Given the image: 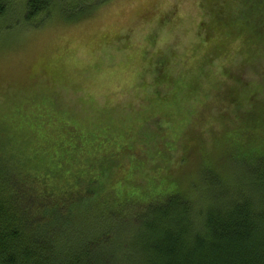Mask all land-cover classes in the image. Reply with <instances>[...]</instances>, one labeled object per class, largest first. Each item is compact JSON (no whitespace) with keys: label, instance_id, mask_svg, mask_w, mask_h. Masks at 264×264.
I'll return each mask as SVG.
<instances>
[{"label":"rangeland","instance_id":"1","mask_svg":"<svg viewBox=\"0 0 264 264\" xmlns=\"http://www.w3.org/2000/svg\"><path fill=\"white\" fill-rule=\"evenodd\" d=\"M28 1L11 0L10 15L0 21V144L15 129L37 143L60 131L79 140L83 130L69 114L86 121L112 110L115 124L125 117L144 128L127 155L137 158L138 177L151 194L179 189L204 205L205 192L257 176V166L243 158L264 154V36L260 47L248 48L253 27L241 28L264 0H220L221 15L214 14L216 0H113L78 22L40 18L38 28L25 20ZM219 16L236 33L215 24ZM257 18L262 34L264 14ZM166 75L175 76L172 86L160 81ZM237 81L251 82V92L261 87L246 106L249 116L227 98ZM258 105L257 129L249 121ZM38 113L60 116L44 121ZM246 131L253 134L234 142V132ZM83 172L97 181L92 169ZM105 183L100 193L109 190L111 181Z\"/></svg>","mask_w":264,"mask_h":264},{"label":"trees","instance_id":"2","mask_svg":"<svg viewBox=\"0 0 264 264\" xmlns=\"http://www.w3.org/2000/svg\"><path fill=\"white\" fill-rule=\"evenodd\" d=\"M112 1L29 0L25 20L34 28L41 26L36 21L40 18L78 22ZM10 4L0 0V21L10 15ZM215 4L214 14L221 15L224 4ZM252 14L256 18L247 16L241 28L253 27L246 39L251 49L260 47L264 36L257 26L264 9L255 7ZM214 22L234 30L221 16ZM161 78L167 86L176 80L174 75ZM237 82L229 85L227 98L246 113L261 87L255 85L251 92V82ZM111 112L86 121L69 114L83 130L79 140H69L60 131L58 136L46 132L44 137L52 135V140L37 143L20 129L8 130L0 144V264H264V154L243 158L246 165L257 166V176H246L238 185L232 178L227 190L215 176L222 191L202 194L204 205L179 189L151 194L138 177L137 158L127 155L144 128L125 117L116 125ZM59 114L35 117L56 120ZM262 114L258 105L249 123L255 121L258 129L261 118L256 116ZM28 115L27 122L34 113ZM234 133V142L240 144L253 134ZM85 168L97 173L92 172L97 181L79 175L87 174ZM131 174L136 178L127 179ZM108 180L109 190L100 193L99 186L107 187Z\"/></svg>","mask_w":264,"mask_h":264}]
</instances>
